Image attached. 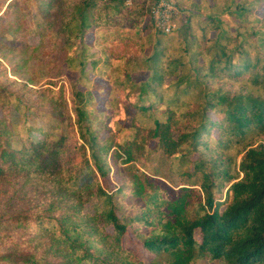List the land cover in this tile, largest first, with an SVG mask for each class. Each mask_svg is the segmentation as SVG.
<instances>
[{"label": "trees", "instance_id": "1", "mask_svg": "<svg viewBox=\"0 0 264 264\" xmlns=\"http://www.w3.org/2000/svg\"><path fill=\"white\" fill-rule=\"evenodd\" d=\"M186 1L197 14L186 12V22L169 35L157 32L152 53L142 63L146 79L139 83L138 94L142 113L162 107V115L168 116L162 120L148 115L153 120L150 131L164 143L169 155L180 154L179 176L187 180L182 187L171 188L146 176L118 187L112 184L106 162L111 138H100L104 123L97 127L100 119L87 113L92 98L89 92L72 88L73 125L81 142L76 169L68 166L63 170L58 163L61 140L45 153L43 144L30 143L27 149L17 141L13 148L11 130L0 121V181L19 173L52 171L68 185L60 188L63 196L67 192L72 199L95 196L98 209L93 216L85 215L84 224L80 220L85 227L82 231L74 214L66 224L65 214L55 220L40 214L8 216L0 211V225L25 226L31 221L50 234L46 236L48 246L65 245L56 255L63 259L58 264H111L109 257H99L100 251L97 255L90 252L93 243L108 240L123 256L121 242L129 232L153 257L147 262L116 257L119 264H199L202 260L264 264V17L255 15L264 0ZM57 2L64 47L76 42L81 47L65 64L79 74L89 58L83 44L85 35L118 25L123 18L135 32L144 21V26H151L143 0H132L130 10H125L124 0ZM202 8L207 9L204 16ZM225 18L237 22L233 32ZM193 21L200 36L190 28ZM210 31L216 32L213 39L208 37ZM174 41L182 45V54L166 56L164 43ZM97 63L89 65L93 69ZM164 78L171 81L163 87ZM151 97L154 103L146 106L145 100ZM125 154L128 160L129 151ZM193 155L196 158L191 161ZM219 207H223L221 211ZM56 226L59 236L51 237ZM107 228L110 233L104 231ZM17 236L0 232V246L5 248L0 260L52 263L41 251L42 235L33 238L37 240L33 245L32 239Z\"/></svg>", "mask_w": 264, "mask_h": 264}, {"label": "rangeland", "instance_id": "2", "mask_svg": "<svg viewBox=\"0 0 264 264\" xmlns=\"http://www.w3.org/2000/svg\"><path fill=\"white\" fill-rule=\"evenodd\" d=\"M159 1L167 2L173 8L171 32L186 22V12L197 14L186 0H143L149 16V10ZM124 6L125 10H130L132 0H124ZM200 13L204 16L207 9L202 8ZM255 15L264 17V5ZM225 22L230 24V31L233 32L237 22L232 18H225ZM117 23L84 36L83 44L86 45L89 58L83 74H79L77 69L70 70L65 64L66 58L78 54L81 47L78 42L69 48L64 47L57 0H0V121H5L11 130L9 135L13 148H16L17 141L27 149L30 143L43 144L45 153L51 151L55 141L61 140V145L57 146L60 149L58 163L63 170L68 166L76 169L81 161L78 157L81 142L73 125L72 88L89 92L92 98L88 102L87 113L100 119L97 127L104 123L100 138H111L112 146L106 162L112 184L118 187L146 176L158 183L166 182L171 188L182 187L187 180L179 176L177 166L180 154L169 155L164 143L150 131L153 129V120L148 115L167 120L168 116L162 115L164 108L159 107L155 111L149 109L145 114L138 108L139 83L146 79L142 63L152 53L151 47L160 31L154 29L152 21L151 26H144V21L137 32L130 28L131 22L126 18ZM190 28L200 36L196 21L191 23ZM215 34V31H210L208 37L213 39ZM164 44L168 47L166 56L182 54L179 53L182 47L179 42ZM91 61H98L93 69L89 65ZM170 81L171 78H164L163 87ZM145 102L150 107L154 98ZM172 137H177V134L172 133ZM125 151L130 153L128 160ZM195 158L196 155H193L191 161ZM239 160L240 155L236 161ZM182 168L185 169V166ZM67 186L62 184L61 176L52 171L6 176L0 181V211L8 216L16 213L40 214L55 220L65 214L68 216L66 224L71 222L74 214L75 221L80 223L81 220L84 224L87 221L85 215L93 216L98 209L95 196L89 199L84 196L80 200L72 199L70 192L63 196L60 188ZM83 224H79V231L84 230ZM104 231L110 233L111 229ZM0 232L13 234L16 238L17 235H23L33 240L32 245L37 243L33 238L42 235L44 244L41 251L44 250L48 261H52L49 264H58L63 260L56 255L63 252L66 246H48L49 238L46 236L50 234L42 232L31 221L25 226L3 223ZM59 233L56 226L51 237H58ZM194 236L196 240L200 239L198 231H195ZM94 238L98 239V236ZM4 249L1 245L0 256ZM120 250L124 252L123 256H119L118 249L105 240L94 242L90 252L97 255L96 251H100L99 257H109L111 264H119L116 257L142 262L153 257L130 232L122 239ZM16 261L9 258L0 260V264H17ZM199 264L221 263L202 260Z\"/></svg>", "mask_w": 264, "mask_h": 264}, {"label": "built area", "instance_id": "3", "mask_svg": "<svg viewBox=\"0 0 264 264\" xmlns=\"http://www.w3.org/2000/svg\"><path fill=\"white\" fill-rule=\"evenodd\" d=\"M172 15L173 8L171 5L167 2L159 1L157 5L150 10L151 24L155 30L163 33H169L173 29V23L171 21Z\"/></svg>", "mask_w": 264, "mask_h": 264}]
</instances>
